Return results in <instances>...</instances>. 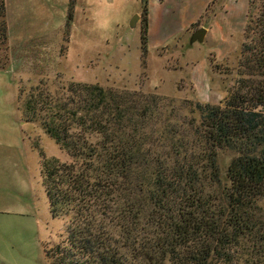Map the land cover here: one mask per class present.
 <instances>
[{
    "label": "trees",
    "instance_id": "1",
    "mask_svg": "<svg viewBox=\"0 0 264 264\" xmlns=\"http://www.w3.org/2000/svg\"><path fill=\"white\" fill-rule=\"evenodd\" d=\"M253 22L238 88L219 105H188L198 120L170 121L156 95L74 82L30 90L24 117L71 159L43 162L49 213L68 220L47 264H264V8ZM7 36L0 0V44ZM222 151L235 154L225 175Z\"/></svg>",
    "mask_w": 264,
    "mask_h": 264
},
{
    "label": "rangeland",
    "instance_id": "2",
    "mask_svg": "<svg viewBox=\"0 0 264 264\" xmlns=\"http://www.w3.org/2000/svg\"><path fill=\"white\" fill-rule=\"evenodd\" d=\"M263 8L264 0H148L144 54L141 0L10 3L0 44V264H47L44 250L65 239L68 224L51 217L41 173L45 160L71 159L24 117L31 89L55 94L74 82L156 95L170 121L198 120L188 105H219L238 88L245 27ZM201 27L205 40L190 44ZM234 157L219 153L222 175ZM259 206L264 213V200Z\"/></svg>",
    "mask_w": 264,
    "mask_h": 264
},
{
    "label": "water",
    "instance_id": "3",
    "mask_svg": "<svg viewBox=\"0 0 264 264\" xmlns=\"http://www.w3.org/2000/svg\"><path fill=\"white\" fill-rule=\"evenodd\" d=\"M139 19V16L136 15L132 22H131V27L134 28L136 26V23ZM206 34H207V30L203 27L195 30L192 35L190 36L189 38V43L190 44H193V43H202L204 40H205V37H206Z\"/></svg>",
    "mask_w": 264,
    "mask_h": 264
},
{
    "label": "crops",
    "instance_id": "4",
    "mask_svg": "<svg viewBox=\"0 0 264 264\" xmlns=\"http://www.w3.org/2000/svg\"><path fill=\"white\" fill-rule=\"evenodd\" d=\"M21 1H25V0H18V2H21ZM41 3H42V5L44 6V4L46 3V1L47 0H39ZM12 2H16V3H18L17 2V0H5V5H6V16H7V18H6V20H7V30L9 29V25H10V22H9V5H10V3H12ZM19 9V10H18ZM23 10H22V8L20 7V6H18L17 8H15L14 9V13H15V15H16V13H17V19H18V15L19 14H21V13H23L22 12ZM22 15V14H21Z\"/></svg>",
    "mask_w": 264,
    "mask_h": 264
}]
</instances>
